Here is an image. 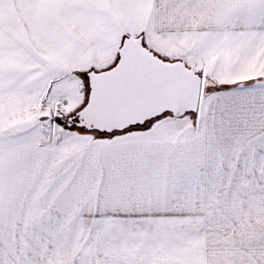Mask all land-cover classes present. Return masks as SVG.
<instances>
[{
  "label": "snow or ice",
  "instance_id": "obj_1",
  "mask_svg": "<svg viewBox=\"0 0 264 264\" xmlns=\"http://www.w3.org/2000/svg\"><path fill=\"white\" fill-rule=\"evenodd\" d=\"M0 264H264V0H0Z\"/></svg>",
  "mask_w": 264,
  "mask_h": 264
}]
</instances>
